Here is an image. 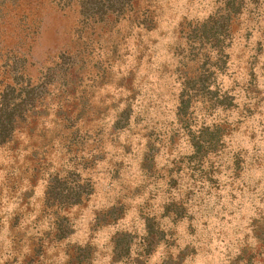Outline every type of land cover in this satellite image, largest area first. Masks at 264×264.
Listing matches in <instances>:
<instances>
[{
    "label": "rangeland",
    "instance_id": "rangeland-1",
    "mask_svg": "<svg viewBox=\"0 0 264 264\" xmlns=\"http://www.w3.org/2000/svg\"><path fill=\"white\" fill-rule=\"evenodd\" d=\"M0 264H264V0H0Z\"/></svg>",
    "mask_w": 264,
    "mask_h": 264
}]
</instances>
